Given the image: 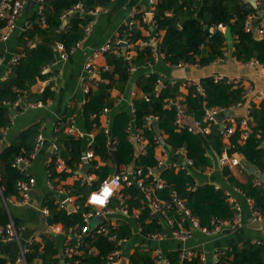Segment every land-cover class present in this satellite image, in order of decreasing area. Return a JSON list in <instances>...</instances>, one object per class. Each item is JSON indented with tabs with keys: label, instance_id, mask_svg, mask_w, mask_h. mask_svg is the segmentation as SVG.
Wrapping results in <instances>:
<instances>
[{
	"label": "trees",
	"instance_id": "trees-1",
	"mask_svg": "<svg viewBox=\"0 0 264 264\" xmlns=\"http://www.w3.org/2000/svg\"><path fill=\"white\" fill-rule=\"evenodd\" d=\"M81 4L82 14H68V11L76 4ZM110 0H45L43 16L46 24L39 22V14L33 13L28 17L27 26H24L17 36L16 58L9 64V73L6 78L0 80V139L2 131L11 126L12 116L10 105L18 97H22L27 104L36 101L47 103L54 97L51 84L35 94L31 86L38 80H47L55 70L44 71L57 59L54 46L61 43L63 50L70 55L71 50L84 37V28L91 20V11L96 7H108ZM261 9L264 6L260 7ZM260 9V10H261ZM255 10L246 0H157L153 10L154 32L143 35L139 28L133 26L127 37L129 43L138 40L148 42L153 33L159 38L157 51L162 61L176 66L179 64H198L206 66L224 56V52L230 54L239 62L247 63L257 61L264 66V36L255 38L250 31L245 30V22L249 16L255 15ZM63 16L67 22L63 25ZM141 20V15L137 16ZM142 26L147 27L146 23ZM221 24H229L233 36L232 49L227 50L223 31L218 27ZM2 25V24H0ZM207 28H204V26ZM213 28V31L209 29ZM161 32H163L161 34ZM123 32L118 38L123 37ZM114 39V38H113ZM112 39V40H113ZM135 55L126 58L121 56V51L105 52V66L99 70V78L94 87H88L84 94V102L80 107L81 126L86 132L95 131L91 148L104 164L98 165L92 161L89 172L96 177L90 183L76 180L71 186H67L70 194L75 197L79 205L77 212H68L59 209L54 203V197L50 192L45 196L44 205L48 209L47 223H61L63 228L78 232L82 222V213L90 209L84 204L90 190L96 188L100 181L110 175L114 169L112 150L107 145V138L100 125L99 117L105 109H113L114 101L110 91L115 88L124 92L130 78L132 69H141L155 62L154 52L150 44L135 46ZM129 50V49H128ZM162 80L157 73L140 74L135 79L137 95L132 99L131 108H123L113 114L110 122L109 134L115 138V155L120 169L127 167L133 158V146L127 132L128 125L140 129L141 135L147 140L144 153H141L135 167H141L146 172L147 167H157L155 158L156 142L154 132L145 126V116L156 115L157 127L164 136L165 143L172 149L183 148L186 157L192 163V169L203 171L211 164L206 155L209 147L220 154L226 149L229 154H239L248 163L264 173V99L258 104H249V116L252 120L251 131L243 142H240V132L237 129L230 137V145L227 148L222 142L221 135L216 125H211L208 133L188 131L186 127H178L176 124V108L167 106L169 98H177L179 95V83L165 82L157 91L158 81ZM198 86L202 92L198 91ZM243 87H233L222 80H214V76H205L197 83L187 85V94L181 101L183 111L199 121L204 116L205 109L219 107L229 108L243 103ZM147 95V100L139 94ZM25 106H18L14 112H21ZM76 107L72 106L65 110L64 115L58 119L53 136L59 146L60 156L71 171L79 165L83 140L66 132L69 125L68 119L75 113ZM133 110V112L131 111ZM42 119L35 121L21 130L5 147L0 150V188L4 199L10 196H18L16 182L27 178L26 170L13 166L18 156L30 158L36 135L40 131ZM204 125V123H203ZM56 156L52 155V163L47 165L49 179L56 185L68 175L66 172L57 173L53 168ZM223 174L227 181L238 188L247 198H250L254 207L264 208V187L255 184L251 175L247 182L238 181L227 167ZM159 177L164 181L163 188L157 191V196L163 200H169L172 192L183 199L185 206L191 214L199 219L202 226L211 227L210 220L218 218L232 221L234 217L233 203L228 200L225 190L215 187L212 183L196 184L192 170H176L172 166H166ZM150 178H146L149 182ZM128 215L117 220L115 227L110 228L109 233H114L118 239H128L132 235L134 220L141 228L144 235L163 232V228L156 223V219L150 214L151 210L141 202V193L134 185L123 186L120 190ZM119 205L117 199H112L109 206ZM139 211L136 217H132L133 210ZM13 220L20 231V221L12 216L0 202V225H5ZM42 242L34 240L27 244L28 251L24 255L25 264H34L36 259H41L48 264H58V248L54 240L46 233L41 234ZM94 248L95 253L89 249ZM119 246L106 236L96 235L86 237L81 242L82 253L77 257L79 264H105V257ZM153 248L150 245H137L128 255L129 264H155ZM168 264L178 263V251L167 252ZM198 255L184 260L180 264H199ZM0 264H6L5 259L0 258ZM214 264H264V240H244L240 244H234L217 251V259Z\"/></svg>",
	"mask_w": 264,
	"mask_h": 264
},
{
	"label": "crops",
	"instance_id": "crops-1",
	"mask_svg": "<svg viewBox=\"0 0 264 264\" xmlns=\"http://www.w3.org/2000/svg\"><path fill=\"white\" fill-rule=\"evenodd\" d=\"M246 1L249 2V0ZM253 1L260 13V7L264 6V0ZM251 2H249V4L252 7ZM148 9V0H110V5L108 7H96L94 14H91V20L89 21L91 22V27L88 34L84 35L83 39L78 42L66 59L57 60V62L45 69L47 71L55 70V73L51 77L47 80L38 79L31 86V91L38 94L45 86L51 84V90L54 91V97L52 99H48L47 103L40 101L43 103L41 107L32 108L25 105V108L21 112H14V115L11 114V126L2 131L0 150L2 149V145L5 147V145L21 130L25 129L28 125L38 121L39 119L43 120L40 126V131L43 133L45 141L39 151L35 154L34 158L28 162L27 168L24 169L27 171L29 176L35 179V185L30 194V203L20 205L17 203V196L12 195L8 199H4L2 194L0 195V202L2 201L7 211L12 216L18 218L21 224L20 231L18 232V240H0V258L5 259L6 264H25L17 262L20 248L26 246L29 238L33 236L36 241L42 242L40 236L42 233L47 232V226L49 225L47 223L48 214H45L42 211L43 206H45V196L48 192H50L54 197V203L56 198L53 190L47 187V160L52 151L51 139L53 137L58 119L64 115L67 108L72 106L77 108L75 111V115L77 117L76 126L80 130H84L81 126V120L79 119L80 107L85 99L83 87L84 84L88 85V87L95 86L90 84L86 78L87 73L85 71V63L87 62L88 57L94 49L102 46L108 40L113 38L116 39L120 36L122 33V24L128 20L129 15L133 11L137 12V16L143 15L149 19V15L147 14ZM253 9L255 10V8ZM36 11L37 4L35 2L27 13L23 11V14L17 18V27L13 30L10 36L6 40L0 41V80L6 78L8 75V66L14 60L16 55L17 36L19 32L28 21V17L31 14L36 13ZM255 13L254 17H257L259 14H257L256 10ZM252 20L255 19H251V21ZM140 22L141 21L137 17L134 26L139 28L143 35H148L149 33L154 32V30H149L150 27L147 23V27H144ZM0 24L2 23L0 22ZM1 26L2 25H0V32ZM162 33L163 32H161V34ZM141 42L143 41L138 40L136 43H131L128 50L129 56L135 55L136 51L134 48L136 45L142 46ZM93 61L97 68L104 67L106 62L104 54L95 56ZM142 73H157L161 76L162 80H160V83L157 84V86L159 85L160 87L157 88L156 86L158 90L165 82L179 83V95L177 98L181 101L187 94V85L190 83H197L202 77H215L219 75L230 79H238L245 88H250V91L244 98L245 101L243 103L231 108L230 115L236 120L247 118L250 126L252 125V120L249 116V104L251 102L258 104L262 99H264L258 97L264 93V66L255 63L252 64L250 62L241 63L230 54V51H226L225 56L203 67H200L198 64H179L171 66L163 62L161 57H158L153 64L131 71L130 78L125 86L124 92H120L115 88L110 91L111 98L113 99L115 105L113 109H108L106 113H102L100 115L99 120L101 127L108 123L110 128L111 117L115 112L123 108H131L132 99L137 95L135 79ZM139 96H142V93H140ZM91 133L95 134L96 130L91 131ZM75 137L80 138L78 136ZM81 139L84 143L83 150L81 151V153H83L86 149L87 137L84 136ZM222 142L227 147L229 141L222 138ZM182 149L183 148L172 150L166 143H164V145H159L155 148V158L162 161L167 166L181 165L184 164L186 160L185 150ZM225 150L218 154L216 151L208 147L206 149V155L209 157L211 164L203 171H196L192 169V166H189L188 168L189 172L192 170L196 184L212 183L215 187H221L225 190L228 200L232 203H237L240 207V214L243 222L242 225L235 229L225 228L224 230L229 229V231L226 232L222 230L219 233L211 235L204 234L199 230H194L193 234L185 240H178L170 237L162 240H152L147 238V235L142 234L139 230V225L132 220V235L130 238L126 239L122 247L123 253L126 256H128L137 245H150L153 249H161L163 255L167 252L193 250L195 253L201 254L204 257L203 264H214L217 259V251L221 248H227L234 244H240L247 239L252 241L264 240V221H254L251 219V209L247 202V197L238 188L232 186L223 174L225 166H222L219 163V158L224 155L226 152ZM58 156L62 159L60 152L58 153ZM238 156L243 161H246L241 155L238 154ZM94 160L98 165L104 164V161L98 155L94 158ZM80 168L81 166L78 165L74 171H71L70 168H68L69 170L67 171H63L68 173V175L65 179L60 180L56 185H62L66 188L67 186H71L76 180H79V175H82L79 173ZM126 168H128V166ZM228 169L232 175L242 183L247 182L252 175L249 174L242 165ZM89 170L88 173L92 178L90 182H86L88 184H90L96 177L93 173L89 172ZM55 171L60 173V171ZM111 174H113V171ZM252 176L254 177L253 181L255 184L262 183L264 187L263 182L255 181V178L257 177L256 174H253ZM54 181H57V179L55 178L52 180V183ZM115 207L116 205L111 206V208ZM135 213H139L138 209L133 210L132 217L137 216ZM119 218H123V216L117 208H115L114 212L106 218L104 223L115 227ZM46 234L49 235L50 239L54 240L57 248L59 249L56 256L58 257V264H60L62 260L60 251L62 249L63 238L61 234H57L55 236L48 233ZM86 237L91 236L87 235ZM89 251L93 253L96 252L94 248L89 249ZM40 260L41 259H36L34 264H39ZM41 264L48 263L42 261Z\"/></svg>",
	"mask_w": 264,
	"mask_h": 264
},
{
	"label": "built area",
	"instance_id": "built-area-1",
	"mask_svg": "<svg viewBox=\"0 0 264 264\" xmlns=\"http://www.w3.org/2000/svg\"><path fill=\"white\" fill-rule=\"evenodd\" d=\"M44 1L45 0H35L37 4V11L36 13L39 14V22L42 26L46 24L45 18L43 16V6H44ZM27 0H0V22L2 23L1 26V32H0V41L6 40L10 34L13 32V30L17 27V18L20 17L23 14L25 5H26ZM157 0H148L149 3V9L147 14L149 15V19H147L145 16H141V22L147 23L149 27H153V10L154 6L156 4ZM96 10L91 11L90 14H94ZM75 12H83L81 4H76L73 8H71L68 11V14H73ZM66 17L63 16V22ZM251 19H255L258 22V28H257V37L261 39L264 36V8L260 10L259 15L257 17H254V15L249 16L248 20L245 22V30L250 31V21ZM137 20V12L133 11L130 15L128 20H126L122 24V32L126 36V46H127V51L125 54L126 58H130L128 54V49L131 46V43L128 42L127 37L130 35L131 30ZM250 20V21H249ZM24 26H27V22L25 23ZM24 26L22 29H24ZM91 27V22H88V24L84 28V34H88L90 31ZM218 27L223 31L224 26L221 24L218 25ZM21 29V30H22ZM150 30V28H149ZM150 34V33H149ZM148 34V35H149ZM158 37L156 36L155 33L150 35V39L148 42L143 41L141 42L142 46L147 45V44H154L157 43ZM123 39L122 38H116V39H110L106 43H104L102 46L94 49L90 56L87 59V62L85 63V71L87 73V81L90 82V84L95 85V81H97L100 78H97L96 75H99V70L100 68H97L94 64V57L99 55V54H104L105 52H115L118 53L121 51V46L120 43ZM78 44V43H77ZM54 49L57 52V60H63L68 57V53H66L63 50V46L61 43L57 42L54 46ZM154 52V57L155 60L160 57V54L157 51V48H153ZM73 50V49H72ZM71 50V51H72ZM226 52H224L225 56ZM16 58V55L14 59ZM222 58V57H221ZM54 62V63H55ZM252 64H259L255 60L249 61ZM0 63H1V57H0ZM103 68H106L104 66ZM134 70V69H132ZM9 73V68L7 69V74ZM224 76H215L214 80H222ZM227 83H231L233 87L236 86H242L244 91H243V97L245 98L248 92L250 91V88H245L242 84L241 81L238 79H230L226 78ZM160 82L158 81V84ZM84 93L87 92L88 90V85L84 84L83 87ZM158 91V89L156 88ZM198 91L202 92V89L198 86L197 88ZM145 100H147V95H142ZM259 98H264V93L262 95L258 96ZM168 105L167 106H174L176 108V124L178 127H186L188 131H193V132H201L203 134L208 133L210 131L211 125H216L217 126V131L221 135L222 138L227 139L229 141V137L238 129L240 132V142H243L247 135L251 131V126L249 125L247 118H242L240 120H236L233 118L231 115L230 117L226 118L222 122H218L215 119V115L219 112H222L226 109L231 110V108L238 106L234 105L229 108H219V107H213V108H207L205 109L204 116L201 121L194 119V121L191 123H185L184 118L187 116V114L183 111V105L181 104V100L178 98H169L168 100ZM7 105H10V109L14 110L18 106H27V107H32V108H37L41 107L43 105L42 102H36V103H30L27 104L22 97H18L16 100H14L11 104L8 102H5ZM108 109L103 110L102 113H106ZM249 110V109H248ZM133 112V110L131 109ZM157 116L153 114H148L145 116V126L148 129L153 130V123H157ZM69 125L66 128V132L68 134H72L74 136H78L80 138L86 136L87 137V142H86V149L83 151L80 157V162L79 165L82 166L83 163L89 162L92 163L94 158L97 156L94 154L91 145L93 143L94 139V134L91 132H86L84 130H80L76 126L77 122V117L74 114L70 116L68 119ZM204 123V125H203ZM198 127V131H194L193 127ZM56 128V127H55ZM103 132L106 135L107 138V145L109 147L111 144L115 143V138H113L110 134V128L108 123H106L105 126L102 127ZM55 131V129H54ZM127 132L129 133V140L133 138L136 139L138 144L140 145L141 153H144L145 151V145L147 144V140L141 135L140 129L134 128L133 124L128 125L127 127ZM154 132V130H153ZM162 135V134H161ZM163 139L164 136L162 135ZM154 140L156 142V147L159 145H164L160 142L159 138L157 135L154 133ZM45 141V137L41 131L38 132V134L35 137L34 144H33V151L30 154V158L23 157V156H18L14 163L13 166H16L20 168L21 170H24L27 168L28 162L32 158H34L35 154L39 151L41 146L43 145ZM165 143V142H164ZM230 145V141L228 142L227 148ZM51 154L48 157L47 160V165L52 163V155L56 156L54 162H53V168L54 170L63 172L69 170L64 161L58 156L59 153V146L56 143V138L53 136L51 139ZM184 150V149H182ZM226 151V150H225ZM139 154V155H140ZM186 156V155H185ZM158 161L157 167H147L146 172H143V169L141 167H135L133 168L132 172H129L126 167H123L119 169L118 173L116 175H109L103 180L100 181L99 185L90 190L88 195L86 196L84 204L90 209L86 212L82 213V222L84 223L81 226V229H79L78 232L73 231V230H68L66 231L63 226L60 223H52L47 226V232L48 234L51 235H57L61 234L63 238L62 242V260L60 264H79V260L77 257L82 253L80 250L81 246V237L83 235L87 236L90 235L91 237H95L96 235H103L108 238V240L114 241L117 246H119L118 249L112 251L105 257V264H113L117 260L120 259V257L125 256L128 258L123 253V243L126 241V239H118L117 236L114 233H109L110 228L113 227L109 224H105L104 221H106V218L111 215L114 212V209L117 208V210L120 212L122 216H127L128 211L127 207L124 204V199L122 196V193H120V190L123 186H131L134 185L138 188L139 192L141 193V202L144 205H147L151 212L150 214L156 218V223L161 225L164 230L163 232H158V233H150L147 234V238L152 239V240H162L164 238L170 237V238H175L178 240H185L188 237H190L193 234L194 230H199L204 234L211 235L215 233H219L225 228L229 229H235L238 228L242 225V217L240 214V207L237 203L233 202V207L235 210L234 217L232 221H227V220H221L218 218H212L210 220V225L211 227L208 228L206 226H202L199 222V219L192 215L190 210L185 206L183 199H181L176 192H172L171 197L169 200H163L160 199L157 196V191L161 188L164 187L165 183L164 181L159 177V174H155V171L162 165L165 164L162 161L156 159ZM242 159L238 156V154H229L227 151L224 153L223 156L219 158V163L222 166L232 168L235 166H240L241 165ZM23 164L25 168H21L20 165ZM166 165V164H165ZM167 166V165H166ZM174 167L176 170L178 169H186L189 172V166H192L191 161L186 157L185 163L181 165H170ZM47 174L49 176L48 170ZM47 176V187L52 189L56 198H55V204L59 209H64L68 212H77L79 209V205L75 202V197L70 194V191L68 188L62 185H54L52 183V180L49 179ZM80 178L79 180L81 182H90L91 181V175L87 173V176L79 175ZM146 178H150L149 182H146ZM113 181L115 183H113ZM256 182L261 181L258 177L255 178ZM108 183L112 188H113V194L112 196L108 199V202L106 203L105 206L101 207L98 205H93L90 204L89 197L93 192L99 193L101 190V186L104 185L105 183ZM35 185V179L31 176H28L27 178L24 179H19L16 182V190L18 193V200L17 203L20 205H25L30 203V194ZM0 195H1V190H0ZM117 199L119 201V205H117L115 208H111L109 206L110 202L112 199ZM247 202L250 206L251 209V219L254 221H264V208L262 207H254L253 202L250 198H247ZM68 206H72V209H68ZM42 211L46 214H48V209L46 206H43ZM137 213H135L136 215ZM102 215L104 217L103 221H97V217ZM141 232V228L139 229ZM18 229L15 226V223L13 220H9L5 225H0V240L6 241V240H18ZM35 240V237H30L28 240V244L33 242ZM28 247L23 246L20 248V253L17 258V262L19 263H25L24 255L28 251ZM198 255L200 259L199 264L204 263V257L201 254L195 253L193 250H181L179 251L178 255V263L180 264L184 260L190 259L194 256ZM153 257H154V262L155 264H164L163 260V254L161 249L156 248L153 250ZM166 264H168V261L166 259Z\"/></svg>",
	"mask_w": 264,
	"mask_h": 264
},
{
	"label": "water",
	"instance_id": "water-1",
	"mask_svg": "<svg viewBox=\"0 0 264 264\" xmlns=\"http://www.w3.org/2000/svg\"><path fill=\"white\" fill-rule=\"evenodd\" d=\"M253 3H252V2ZM249 2H251L252 4V7L255 8L257 14H259V10L256 8V5L254 4V1L253 0H249ZM35 4V0H27L26 2V5H25V10L24 12L27 13L28 10L30 9L31 6H33ZM75 15H78V14H82L81 12H75L74 13ZM149 17V16H148ZM67 22V18L64 19V24ZM204 28H207V26L205 25ZM250 28H251V32L253 34V36L256 38L257 35V28H258V22L256 20H252L250 22ZM150 30H153L152 27H150ZM210 31H213V28H210L209 29ZM223 33H224V37H225V40H226V45H227V49L230 50L232 49V46H233V36H232V33H231V29H230V26L229 24L225 25L224 27V30H223ZM123 40L121 41L120 43V46H121V56H125L126 54V51H127V46H126V43H125V40H126V36L124 35ZM153 48H157V43H154L151 45ZM44 71H47V70H44ZM97 78H99V75H96ZM160 86L158 85L157 88H159ZM11 114L14 115V111L11 110ZM230 117V110L229 109H226L222 112H219L215 115V119L218 121V122H222L223 120H225L226 118ZM194 121L193 117L191 116H185L184 118V122L185 123H191ZM153 130H154V133L157 135V137L159 138L160 142L162 144H164V139L157 127V123L154 122L153 123ZM193 130L194 131H198V127H193ZM131 144L133 146V158L130 162V164L128 165V168L127 170L129 172H132L133 171V168L135 166V161L137 159V157L139 156L140 154V151H141V148H140V145L138 144V142L136 141L135 138H133L131 140ZM4 147V145H2V148ZM261 147L264 149V142L261 144ZM111 150H112V158H113V161H114V170H113V175H116L119 171V164H118V160L116 158V155H115V151H114V148H115V145L114 144H111L110 146ZM241 165L243 166V168L245 170L248 171L249 174H256L257 177L261 180V182L264 183V174L260 173L257 171V168L251 164H249L248 162L246 161H241ZM21 168H25V166L23 164L20 165ZM92 167V164H90L89 162H86V163H83V165L81 166V168L79 169V173H81L83 176H87V173H88V170ZM166 167L165 164H162L156 171H155V174H159L164 168ZM68 209H72V206H68ZM104 217L102 215L98 216L97 217V221H103ZM224 231H229V229H226ZM86 238L85 235H83L80 239V241H84ZM61 252V251H60ZM61 257H62V252L60 253ZM163 260H164V264H166V256L163 255ZM42 261L40 260L39 264H41ZM62 264V263H61ZM113 264H129V259L125 256H122L120 257L119 260H117L116 262H114Z\"/></svg>",
	"mask_w": 264,
	"mask_h": 264
},
{
	"label": "clouds",
	"instance_id": "clouds-1",
	"mask_svg": "<svg viewBox=\"0 0 264 264\" xmlns=\"http://www.w3.org/2000/svg\"><path fill=\"white\" fill-rule=\"evenodd\" d=\"M113 183H115L113 181ZM113 194V188L106 182L104 185L101 186V190L99 193L93 192L89 197V203L98 206H105L108 202V199Z\"/></svg>",
	"mask_w": 264,
	"mask_h": 264
}]
</instances>
